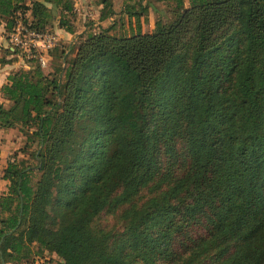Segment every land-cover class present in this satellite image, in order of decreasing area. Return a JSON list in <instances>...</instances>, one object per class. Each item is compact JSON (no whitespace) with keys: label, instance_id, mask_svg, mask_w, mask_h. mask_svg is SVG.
I'll list each match as a JSON object with an SVG mask.
<instances>
[{"label":"trees","instance_id":"obj_1","mask_svg":"<svg viewBox=\"0 0 264 264\" xmlns=\"http://www.w3.org/2000/svg\"><path fill=\"white\" fill-rule=\"evenodd\" d=\"M157 1L80 34L74 0H0L6 39L19 9L71 35L0 88V264H264V0Z\"/></svg>","mask_w":264,"mask_h":264},{"label":"rangeland","instance_id":"obj_2","mask_svg":"<svg viewBox=\"0 0 264 264\" xmlns=\"http://www.w3.org/2000/svg\"><path fill=\"white\" fill-rule=\"evenodd\" d=\"M138 1L139 0H111L112 9L114 12H116V15H113V16L117 18L118 15L120 14L121 9L124 8L126 4L128 5L133 4L136 8H138ZM141 2L145 4V6L147 7L146 14L142 16L143 27L146 30L152 29L153 22L156 18L158 17L165 18L169 15L166 5L160 1L141 0ZM74 5L76 8L75 9L76 16L73 20V24L75 26V29L77 30V33L82 34L89 30L90 31L99 30L100 27L108 24L107 20H103L102 22L98 23L99 22L98 15H99V11L102 6V3L100 2V0H74ZM56 21L57 20L54 19L53 26L48 29H50L53 32H56L60 37L58 42L63 44L65 47H67L68 43L70 42L71 35L65 33L62 29H59ZM47 68L48 67H46L45 69ZM4 140L2 141V139H0L2 146H5V148H3V152L5 150L6 152L5 156L7 154V157L3 156L2 160L0 161L1 170L4 164L6 163L7 158L13 153L15 148H17L19 144L21 143V133L16 128L10 129V145L8 141H4ZM7 149H8V153H7ZM19 154L21 156H24L20 152ZM197 230H198V233H200L202 229L197 227ZM50 256H54V255L48 252H44L43 254H36L34 255L35 260H29L27 264H46V260ZM5 264H10V263H5Z\"/></svg>","mask_w":264,"mask_h":264},{"label":"built area","instance_id":"obj_3","mask_svg":"<svg viewBox=\"0 0 264 264\" xmlns=\"http://www.w3.org/2000/svg\"><path fill=\"white\" fill-rule=\"evenodd\" d=\"M14 14V25L7 32L8 44L11 49H17L22 59L36 57L40 64L44 65L48 50L59 41V35L50 29H37L31 26L28 9L16 10Z\"/></svg>","mask_w":264,"mask_h":264},{"label":"crops","instance_id":"obj_4","mask_svg":"<svg viewBox=\"0 0 264 264\" xmlns=\"http://www.w3.org/2000/svg\"><path fill=\"white\" fill-rule=\"evenodd\" d=\"M8 44V41L5 37L4 33V24L3 22H0V88L3 85V83L7 80V75L12 71L20 67H24L25 62L21 57H19L15 53H9L5 51V48ZM0 100H2V94L0 90ZM0 139L2 141H8L10 145V129H2L0 128ZM3 148L5 146H2L0 141V161L2 160V157H7V154L5 156V150L3 152ZM8 153V149H7ZM5 161V159H4ZM9 181L8 179H5L2 177V170H1V163H0V191H5L7 189Z\"/></svg>","mask_w":264,"mask_h":264}]
</instances>
